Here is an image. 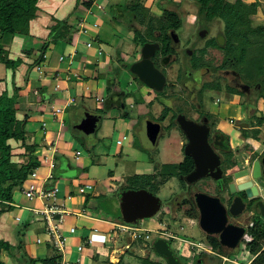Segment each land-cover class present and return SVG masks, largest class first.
<instances>
[{"label": "rangeland", "instance_id": "1", "mask_svg": "<svg viewBox=\"0 0 264 264\" xmlns=\"http://www.w3.org/2000/svg\"><path fill=\"white\" fill-rule=\"evenodd\" d=\"M84 1H92L95 4H98L96 5V11L91 16H88L85 10L80 9L81 15L78 14V16L80 17L78 19H84V34H99L98 37L101 40L103 51L105 53L112 54L111 56L113 57L112 59V57L110 56V59H112L110 65H108L107 70H102L98 77H100L103 81L105 88L108 84H110V92L111 90L115 89V91L121 90V93H124L122 97L124 107H113L112 109L106 108V105L108 103H112L113 98L111 96L112 92L109 93V91L107 95H105L104 92L101 95V97L104 98V103L97 100L96 97L100 98V95H96V92L92 93L88 97H84V100H81L80 98L79 100H77L75 107L68 110L65 114L66 124L64 121L65 125L59 131V135H61V138L59 136V149L62 150L63 154L65 153V158L61 159L60 157H58L57 164L59 166L56 170L53 171V174L56 179L52 181L50 180L48 184L50 188H52V184L55 185L56 183L61 186H63L62 184L65 185L67 183L72 184L71 186L77 192L76 195L84 198L83 207L86 211L85 215L91 216L92 218L105 220L107 222H110V224L126 225L129 227L143 230L140 232L131 231V235L129 234V236L126 233L121 234L119 231H117L116 227H112V229L115 230L116 237L113 240H109L108 237L105 239V235L102 234L105 230V226L96 224L102 230L101 234L93 237L94 240H96L97 242L94 241L95 244L93 245V247L90 248V250H93L96 253L97 258L96 261H92L91 264H110L108 263V255L111 253V251L115 259L118 260L115 264H138V260L145 256H148V259L150 261L166 264L165 259L158 256L153 249V243L156 240L163 239L162 235L155 233L156 230H159L160 224L166 227L169 224L170 232L177 236L178 239L173 240L170 243V249L172 250L173 254L178 258V260L182 264H198V262L193 263L189 261L193 255L192 251H194L195 257L197 259H199L198 256L203 251L197 250V248L194 249V247L192 250V243H204V236L197 226H189V222L184 218L182 212L178 214L177 218L173 222L169 221L170 217L168 214H171V201L173 197L180 192L179 182L176 180L175 177H168L165 179L163 176L158 178L157 174L160 170L161 164H169L172 162L179 161L180 154L178 149V138L176 136L174 137L172 132L170 139L169 136L166 134L159 139L157 146L154 149L149 147L148 141L146 140V136L144 135L143 126L141 125L144 119V116H142V114H144L143 111L146 108L144 103L154 104L153 106L155 107V109H153V111L159 110V108H156L157 105H155L156 98H154L153 95H146V87L143 86V84L140 85L135 83L136 80L134 81V76L130 74L129 68L124 69V71L122 72L117 68L118 57L128 63L133 62L136 58H138V56L135 55L138 53V46L135 43V38L133 37L130 29L124 26L114 16V11H111L108 8L106 11H103V7L106 8L110 2H112L111 5L115 6V4H118L119 0H80V5L78 4L80 8H83L82 5H84ZM127 1L128 2L125 7L132 4L131 0ZM227 1L234 3L237 2V0ZM87 2L85 3V5L88 4ZM146 3L147 0H143V4ZM52 4L53 0L51 1V3L47 2V5L50 7H52ZM165 5L170 4L166 3ZM177 7V12L180 14V19L184 26V28L182 26V29L178 33L183 43L189 39L191 33H193L192 40L195 39L197 43L202 44L208 42L209 40L211 41L215 33L220 32L221 35L224 34V29L226 25H228V23L221 17L216 16L210 22L205 23L203 21V26H206L207 34L204 39L200 38L196 33L199 28V24L196 23V26L191 27V29L188 23V21L193 20V16H195L197 13V5L192 1L185 0L180 6ZM55 9H57V7ZM156 10L157 9H155V12H157ZM157 13L160 14L159 11ZM138 14L140 15V13ZM140 16L141 18H144L145 15ZM49 17L54 20L52 21L53 25L56 20L61 21L58 20L56 16L50 15ZM255 19L256 18H253L252 21L249 23L251 27H255V25L264 26V24L262 23H255ZM93 22H98L99 26L97 27L93 24ZM196 22L198 21L196 20ZM53 25L49 27L48 34H50L51 27ZM231 25L232 24H230V26ZM68 26H71L73 31L77 30L76 25L71 24L70 20L68 22ZM29 30L30 26L28 31ZM55 41L56 39L51 36L48 37L45 42H51L50 45H58L60 43H54ZM241 41L242 44H240L238 51L241 50V46L243 47L245 45H248L251 51L259 49V42L254 41L253 37H248L247 39L245 37L242 38ZM244 42L245 45H243ZM89 45L91 46V44ZM242 53L245 56L249 57L252 54L249 52ZM216 59L220 61L219 56H216ZM248 59L250 61L244 63L242 67L247 68L246 74L250 73L252 75V78L256 77L254 83H257L259 86L261 85V88H264L263 75L259 73L257 69H255L254 60L252 58ZM259 64L260 66L264 67V61L260 62ZM229 66L231 65L229 64ZM178 68L180 69V64L177 63L172 64V66L169 68L170 83H176L175 78ZM246 74L242 71V75H244V80L249 81V83L252 82L253 79L247 78ZM195 86L196 88H198V84H195ZM194 87H192L191 89L193 90V92H196ZM255 87L257 88V86ZM132 91H138L137 93H139L140 95L142 94L143 97H141V95L139 98L135 99V92L132 93V95L129 94V92ZM166 94V97H160L161 100L168 99L171 102H177L181 100L189 101L190 99L187 92L184 93V91H180L177 87H169ZM54 97L59 98L60 96L56 94V96ZM217 97V94L209 92L208 97L203 98L204 105H209L211 103L208 98L216 99ZM193 100H199V97L196 95ZM54 101L55 100H53V102ZM17 104L15 106L16 109ZM134 104L135 107L133 106ZM171 105L174 106L173 104ZM261 105L263 104L261 103ZM224 110L226 111L224 112ZM86 113H96V130L93 134H91L90 130L86 131L83 128L82 119L84 118V115ZM221 115L223 119L227 120L228 118H233L236 120V117L240 115V112H237L236 108L228 110L223 107ZM244 122L245 121L239 123L241 125H244L242 124ZM144 123L145 122H143V125ZM253 125H257V123H252L251 126ZM29 126L30 124L27 123L25 126V130L27 133L26 135L28 137V140L29 142H31V132L33 130H31ZM141 127L142 131L140 130ZM227 131L230 133L233 139H238L235 135L237 133V130H235V128L231 130L229 127L227 128ZM257 131L258 138L257 140L252 141V149L258 151L259 153L264 150V124H262ZM118 141H121L122 144L118 145ZM244 141L246 143L251 142L249 140ZM9 144L13 148V161L16 160L15 162H20V159H18V154L20 152L23 153V149H19V143L10 141ZM37 145L38 147H41L38 143ZM48 147L54 149L53 144H49L47 148ZM41 148L43 150L44 146H42ZM73 155L75 158H78L80 156V159L78 161H74ZM44 157L45 155L43 156V158ZM66 163L68 164V168L66 167ZM85 164L87 165V168H83ZM71 168H74L76 171L80 172V178L93 182L94 187L91 189V191L86 194L79 193V177H72L73 172ZM228 170L229 172H231L233 169L228 168ZM248 173L249 168H245V173L243 176L244 180H248ZM239 175L241 176V174ZM30 178L23 184V186H27V183L30 181ZM148 179H150L151 181H147ZM32 182L37 183V178H33ZM132 188H145L144 190L149 191L160 199L161 207L158 213L152 218L139 220L135 224L128 225L124 223L120 215L119 202L120 194L124 192L125 189L132 190ZM20 190V188L14 190V198L12 197L13 202H17L21 206H31L33 208H37L35 204H30V202L32 201L24 198L21 195ZM95 193H98V195L95 196ZM19 195H21L22 198ZM12 216H14V213H12ZM26 222L29 225L27 229H25V232H27L30 226V230L35 231V236L37 233L39 238L46 237V225L40 217L29 223L28 221ZM21 226L22 224L18 225V227ZM261 229H264V219L261 220ZM144 230L151 231L150 233H146V231ZM135 233H138L141 239H139L136 243H132L131 247L124 252V255H120L122 250L121 246L127 245V238L134 236ZM16 240L18 241V238L15 237L14 241ZM21 240L23 241V243L25 242L23 239ZM32 241L35 242V238H32ZM13 245H16V242ZM262 245L264 246V241H261V246ZM263 246L261 248H263ZM70 247H73V244ZM117 250H119V252ZM223 255H225V257L227 258V262H223L222 259L216 255H206L205 262L203 264H234L233 262L243 264L246 263L248 258H250V255L247 253L246 249H244L241 244L235 251L227 254L225 253Z\"/></svg>", "mask_w": 264, "mask_h": 264}, {"label": "flooded vegetation", "instance_id": "2", "mask_svg": "<svg viewBox=\"0 0 264 264\" xmlns=\"http://www.w3.org/2000/svg\"><path fill=\"white\" fill-rule=\"evenodd\" d=\"M145 10L147 12H144ZM157 10L160 14L157 13L158 11L152 12L143 4L140 15H145L146 20L144 21H141V16L138 13L132 12L131 9L125 6L113 11L115 13L114 16L130 29L138 46V53L135 54L138 58L129 63L123 60V63L131 66L139 62L142 59L141 50L144 45L157 46L150 60L153 67L164 76L165 82L160 92L145 86L146 95H153L156 98L155 105H157L156 108H159V110L153 111L155 109L154 104L144 103L146 108L142 116H144L143 122L160 125L159 139L166 134L170 139L172 132L174 137L178 138L179 161L160 165V168H176L173 177L179 182L180 187V192L173 197L170 204L171 214H168L170 217L169 221L173 222L178 214L182 212L190 227L197 226L201 230L204 236V243L200 244L199 248L195 247L194 249L197 248V250L203 252L197 259L194 251H192L193 258H190V262L203 264L206 255H216L221 259L227 260L223 254L235 251L241 244L250 255L247 261L251 263L254 257L248 247L255 241V238L248 232L250 229H256V227L261 226V220L264 219V150L258 153V151L252 149L253 132L258 130L260 126H251V124H256L258 119L264 118V88L254 83L256 77L253 78L250 84L249 81L244 80V75L238 71L239 69H234L232 65L229 66V62H225V54L220 50L225 43V37L220 32L215 33L211 41L209 40L203 44L197 43L195 39L192 40L193 33H191L189 39L183 43L180 35H178L183 26L180 14L177 12L178 7L174 4H159ZM164 11L177 14L180 20L178 28H174L170 21L163 20ZM150 16H153L156 20L148 21ZM188 23L190 28L198 23L197 35L203 39L206 37V26H203V20L199 19L197 13L193 16V20L188 21ZM202 32L205 33L203 37H201ZM216 56L220 57V61L216 59ZM176 63L180 64V69L178 68L176 72V83H170L169 68ZM118 65L120 67L119 63ZM120 71L122 72L124 69ZM133 79L134 81L138 80L135 76ZM135 83L139 84L136 81ZM195 84H198V88H196ZM169 87H177L180 91L187 92L190 98L189 101L171 102L168 99L161 100L160 97L167 96L166 93ZM192 87H194L196 92H193ZM108 91L109 93L112 92L111 96L115 95L117 98H112V103H108L106 108H123L122 97L124 93H121V90L115 91V89L110 92V90L105 88V95H107ZM209 92L217 94L218 97L216 99L208 98L211 103L204 105L203 98L208 97ZM141 95L139 94V97ZM196 95L199 100H193ZM97 100L103 102L104 98L100 97ZM133 106L135 107V104ZM222 106L228 110L236 108L240 115L236 117V120L233 118L223 119L221 115ZM93 115H96V113ZM179 116L184 117L187 122L193 124L191 133L197 142L189 149V155L186 154L185 149L190 140L187 133L179 126ZM251 117L252 119H250ZM242 121L246 123L244 122L242 123L244 125H241L239 122ZM229 127L231 130L233 128L237 130L235 134L238 138L237 140L233 139L227 131ZM140 130L142 131V127ZM244 140L251 142L246 143ZM158 141L152 149L157 146ZM255 162L259 163L260 168V176L257 179L252 178V169ZM188 168L189 171L183 175V171ZM196 168H205V175L188 182L186 180L187 176L194 172ZM228 168L233 170L229 172ZM245 168H249L248 176L250 179L248 180L243 179ZM214 176L220 177L215 179ZM248 182L251 183L250 186L239 188L240 185H245ZM198 196H203V199H206L205 209L216 208L219 211L222 208L224 210L226 221L220 232L208 234L200 228ZM212 198L217 199L218 204ZM237 200L238 202H235ZM235 204L238 205L234 208ZM240 205H242L241 212L239 214L232 213V210L239 209ZM231 227L244 229V234L234 249L226 248L220 243V234L226 233L228 235L232 231L230 230ZM159 229L164 231L162 240L167 241L169 247L173 240L178 239L176 235L170 232L169 224L167 227L160 224ZM166 235L169 236L166 237ZM246 237H250L251 240L246 242ZM191 249L193 250V247ZM262 250H264V246ZM234 263L238 264L237 262Z\"/></svg>", "mask_w": 264, "mask_h": 264}, {"label": "crops", "instance_id": "3", "mask_svg": "<svg viewBox=\"0 0 264 264\" xmlns=\"http://www.w3.org/2000/svg\"><path fill=\"white\" fill-rule=\"evenodd\" d=\"M51 1L52 0H38L36 18L29 23V36L4 37L0 41L2 46L8 51L10 59L22 60V65L18 67L15 74L0 63V94L5 91L10 95L12 94V81H14L15 86L19 88L17 93V116L19 119L27 118V123L30 124L29 127L33 130L32 132L30 131L32 137L31 141H35L41 147L44 146L43 150L41 147H38L35 151V155L42 159L43 164L41 168L35 171L37 183L32 182V179L27 185L32 184L37 189L44 190L50 187L48 184L50 180H55L53 179V171L59 166L57 164L58 157L61 159L65 158V153L63 154L62 150L59 149V141L61 138L59 131L66 124L65 114L68 110L75 107L79 98L84 100V97H88L94 92L101 97L105 91V85L98 75L102 70H107L108 65H110L113 59L111 56L112 54L103 51L101 40L98 37L99 34H84V19H78L80 18L78 14L81 15L80 9L85 10L88 16H91L96 11V5L98 4L92 1H84V5L81 4L83 8H80V0H53L52 7H50L47 5V2L51 3ZM154 1L147 0L144 6L152 12H155L159 4L163 5L169 3L170 5L174 4L175 6H180L185 0ZM239 1L246 5L255 4V23L264 24V0ZM86 2L88 6L85 5ZM127 2V0H119L118 4H115V6L111 5L112 2H110L106 8L103 7V11H106L107 8L113 11L114 8L125 6ZM227 2L231 4L234 3L230 1ZM56 7L57 9H55ZM50 15L56 16L58 20L67 18L68 21L70 20L71 24L76 25L77 30L75 31L74 42L71 45L63 42H60L58 45H49L43 61L37 66L32 65L33 62L39 58L41 48L49 35L48 29L53 25V19L49 17ZM93 24L97 27L99 26L98 22H93ZM257 26L258 25H255V27ZM259 26L264 27L263 25ZM88 44H91V46H88ZM27 50H30V52L26 53ZM110 56L112 59H110ZM56 94L60 97H54ZM96 98L98 99L99 97ZM53 100L55 101L53 102ZM51 107L64 109L62 115L54 118L50 113ZM49 144H53L54 149L50 148L51 146L47 148ZM44 155L47 158L45 162L43 161ZM74 158L73 155V160L78 161L80 156ZM52 159L56 164L53 170L48 167L49 161ZM66 167L68 168L67 163ZM83 168H87V165L85 164ZM71 169L73 178L80 176V172L76 171L74 168ZM78 183L79 188L88 186L87 189H85V194L94 187L93 182L80 177L78 178ZM62 185L63 186L58 185L57 183L54 185L57 190L56 200L58 203L64 204L65 209L72 213V215H64L63 222L59 227L60 232L66 239L64 257L70 261L78 260L79 264H91L92 261H96L97 258L96 253L90 250L95 244L94 241H96L93 237L101 234L102 230L96 224L105 226V230L102 233L105 235V239L111 237L112 227H115V224H110V222L105 220L92 218L91 216L83 214V212H86L83 207L84 198L76 195L77 192L71 186L72 184L67 183ZM21 195L19 196L22 198L23 195ZM94 195L97 196L98 193ZM30 201H32L30 204H35L37 208L21 206L17 202L12 201V210L8 213H4L0 217V240L6 241L12 245L15 244L14 233L16 232V227L20 224H24L26 221L29 223L39 218V216L35 215L34 210H43L46 201L39 198ZM12 213H14V216H12ZM30 229L29 226L27 232H23V240L25 241L24 248L29 257L44 259L57 253L56 250L46 243L47 236L39 238L37 233L35 236V231H31ZM32 238H35V242L32 241ZM72 244L73 247H70ZM125 251L126 250H121L120 255H124ZM1 260L4 264H12L10 257L6 253L1 254ZM117 261L118 260L115 259L111 251L108 255V263L115 264ZM222 261L227 262L224 258ZM243 264H250V261H246V263Z\"/></svg>", "mask_w": 264, "mask_h": 264}, {"label": "trees", "instance_id": "4", "mask_svg": "<svg viewBox=\"0 0 264 264\" xmlns=\"http://www.w3.org/2000/svg\"><path fill=\"white\" fill-rule=\"evenodd\" d=\"M194 2L197 9V16L199 19L207 22L213 20L216 16L221 17L227 21L224 29L225 43L220 48L225 54V62H229L230 65L235 69L246 74L247 68L242 65L248 61V58L254 60V67L264 77V67L260 66V62L264 61V27L257 26L251 27L249 23L256 14V5H246L241 1H237L233 4L228 3L227 0H190ZM132 4L128 5L132 12L140 13L143 8L142 0H131ZM38 0H0V41L4 37H27L29 36V23L36 18L38 11ZM88 6V4L86 5ZM131 6V7H130ZM120 9L114 8L113 10ZM117 12V11H116ZM144 12H147L146 10ZM163 20L170 21L174 28L180 26V20L176 13L166 12L163 13ZM146 20V17L141 18V21ZM156 20L153 16L148 17V21ZM159 21V19H157ZM54 21V20H53ZM67 18L61 21H55L51 27V32L48 37L56 39L54 43L63 42L71 45L74 42L75 31L71 26H68ZM230 24H232L230 26ZM253 37L254 41L259 42V49L252 50L245 42L241 46V50L238 51L240 44H242V38ZM136 41V40H135ZM249 41V39H248ZM51 42H44L39 58L33 62L32 65H39L44 58L45 52ZM251 44V43H250ZM252 45V44H251ZM257 46V45H256ZM29 53L30 50L26 51ZM242 52L252 53L251 56H245ZM118 69H128L129 64L123 63L121 58H117ZM0 63L5 66L6 69L11 70L13 74L22 65L21 59L12 60L8 56V51L0 43ZM258 63V64H256ZM251 74H246V77L253 79ZM139 84L138 80H136ZM107 90L110 88V84L107 85ZM19 88L15 86L12 81V94L10 95L7 91L0 94V217L4 213H8L12 210V197L14 190L22 188L23 184L30 178L32 173L41 167L42 159L35 155V151L38 145L35 141L29 142L25 126L27 118L19 119L17 116L16 104L18 103ZM135 91L129 92L130 95ZM135 96L139 98V94L135 92ZM252 119V117L250 118ZM264 123V118H260L257 121L256 126H261ZM258 131L253 132L254 140H257ZM10 141L19 143V149H23V153L18 154L20 162L13 161V148L9 144ZM156 169V168H155ZM176 168H160L158 171V178L173 177L175 175ZM189 171H183V175ZM136 178V177H135ZM140 178V177H139ZM53 179L56 177L53 176ZM147 181H151L148 179ZM54 188V185L51 186ZM46 189H51L50 187ZM142 188H135L132 190H139ZM145 189V188H143ZM127 189H125L126 191ZM29 224L24 223L21 227H16L15 237L16 245H12L6 241L0 240V264H4L1 260V254L6 253L12 264H59L61 255L56 253L48 258L38 259L31 258L27 255L23 239V232L27 229ZM255 238L248 249L251 255L254 257L250 264H264V250H262L261 241H264V229L261 226L256 229H250L248 232ZM138 240H133L130 243H136ZM138 264H161L160 262L150 261L148 256L140 258Z\"/></svg>", "mask_w": 264, "mask_h": 264}, {"label": "water", "instance_id": "5", "mask_svg": "<svg viewBox=\"0 0 264 264\" xmlns=\"http://www.w3.org/2000/svg\"><path fill=\"white\" fill-rule=\"evenodd\" d=\"M204 36V32L201 33V37ZM157 46L144 45L141 50L142 59L139 62H136L130 66V73L134 75L140 83L144 86L156 91L160 92L162 90V86L165 82L164 76L157 71L150 60V57L154 53V49ZM115 97L114 95L112 96ZM86 115V116H85ZM84 118L82 119L83 128L86 131H91L93 134L96 130V121L97 117L91 113H86ZM178 123L181 129H183L190 140V143L186 146L185 152L187 155L190 154L189 149L192 145H194L197 140L191 133V127L193 124L187 122L184 117H178ZM144 134L146 136V140L148 141L149 147L153 148L156 142L159 139L160 133V125L145 122L143 125ZM205 143V140H204ZM196 158V157H195ZM197 160V159H196ZM205 168H196V170L190 173L186 180L188 182H192L202 176H204ZM260 176V168L259 163L255 162L252 169V178L257 179ZM215 179H218L220 176H214ZM247 179H250L249 176ZM251 183L248 182L245 185H240L239 188L250 186ZM206 199H203V196L197 197V203L200 208V219L199 225L200 228L208 234L218 233L223 228V225L226 221L225 212L222 208L218 211V209H205ZM215 203L218 204V200L212 198ZM235 202H238L235 201ZM238 205V204H237ZM234 205V208L237 206ZM220 206V205H219ZM241 206L239 209L232 210V213L239 214L241 212ZM161 207V201L155 195L150 193L147 190L139 189V190H126L120 194V202H119V210L122 220L125 224L132 225L135 224L139 220L150 219L155 216ZM221 207V206H220ZM209 208V206H208ZM216 209V210H215ZM232 230L228 235L226 233L220 234V243L226 248L234 249L238 244L240 238L244 234L243 228L231 227ZM154 252L164 258L167 264H181L178 259L174 256L172 250L169 247L167 241L159 239L153 243Z\"/></svg>", "mask_w": 264, "mask_h": 264}, {"label": "built area", "instance_id": "6", "mask_svg": "<svg viewBox=\"0 0 264 264\" xmlns=\"http://www.w3.org/2000/svg\"><path fill=\"white\" fill-rule=\"evenodd\" d=\"M88 46H90L88 44ZM64 109H56L54 107H51L50 109V113L52 116L54 117H58L59 115H62ZM62 122V121H61ZM62 124V123H61ZM63 125V124H62ZM118 145L121 144V141L117 142ZM43 161H47L46 156L43 158ZM56 164L54 163V160H50L48 167L53 170L55 168ZM36 177L35 171L32 173L30 180H32L33 178ZM88 186H85L84 188H79V193L80 194H84L85 193V189H87ZM56 188H51V189H37L34 185L29 184L27 186H23L21 188V193L24 197H26L28 200H33L36 198L39 199H44L46 201V204L44 205V209L43 210H34L35 215L41 217L42 221L45 223L46 225V236H47V240L46 243H48L54 250H56L57 253H59L61 255V260L59 262V264H79V261H70L65 259L64 257V252H65V237L63 236V234L60 232V225L63 222V217L64 215H72V213L68 212L65 209L64 204L62 203H58V201L56 200ZM83 214H85L83 212ZM115 227L117 228V231H119L121 234H130L131 231H136V232H140L143 231L142 229H136L133 227H129L126 225H115ZM146 231V233H150L151 230H144ZM164 231L156 230L155 233L163 235ZM115 230L113 229L111 232V237L109 238V240H113L116 236H115ZM131 235V234H130ZM129 235V236H130ZM169 235H166V237H168ZM147 237V234H146ZM128 243L127 245L123 246L121 249L122 250H128L130 248V243L133 240H139L141 239V237H139L138 233H135L134 236L128 238ZM246 242H249L251 240L250 237H246L245 238ZM192 247H200V244H194L192 243ZM119 251V250H117Z\"/></svg>", "mask_w": 264, "mask_h": 264}]
</instances>
